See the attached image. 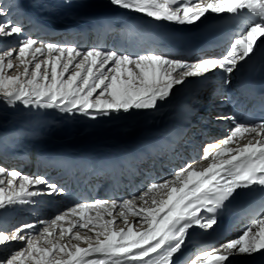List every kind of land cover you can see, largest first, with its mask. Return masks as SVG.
I'll return each mask as SVG.
<instances>
[{"label": "snow or ice", "instance_id": "snow-or-ice-1", "mask_svg": "<svg viewBox=\"0 0 264 264\" xmlns=\"http://www.w3.org/2000/svg\"><path fill=\"white\" fill-rule=\"evenodd\" d=\"M108 3L117 15L143 17L149 26H193L209 14H227L243 17L244 27L219 55L177 56L151 46L85 50L27 34L25 25L12 17L15 8L23 7L20 0H0V40H14L10 47H0V102L94 120L156 110L191 80L208 81L220 72L223 85H231L239 65L264 51V0ZM216 119L232 122L225 138L204 144L197 162L148 182L138 194L78 200L54 218L11 230L0 227V250L6 252L0 254V264H246L238 258L264 257V118L241 120L232 113ZM257 186L260 212L238 235L180 259L191 231H213L241 190ZM65 193L47 176L0 166V212L33 205L43 194ZM14 243L20 246L12 247Z\"/></svg>", "mask_w": 264, "mask_h": 264}, {"label": "bare ground", "instance_id": "bare-ground-1", "mask_svg": "<svg viewBox=\"0 0 264 264\" xmlns=\"http://www.w3.org/2000/svg\"><path fill=\"white\" fill-rule=\"evenodd\" d=\"M20 4L23 7L15 8L12 17L25 25L27 34L43 41L73 43L85 50L90 47L139 50L151 46L177 56H211L222 54L233 40L215 50L202 52L190 48L176 50L165 38L167 33L178 36L192 33L226 14H209L193 26H149L143 17L117 15L118 10L108 0H20ZM147 26L156 27V30L150 31ZM86 27L107 31L106 44L103 45L99 37L84 43L83 39L74 38L76 31ZM243 27L244 23L237 26L239 31ZM46 31H53L55 35L45 36ZM13 43L11 39L0 40V47H10ZM243 64L232 75V83L227 87L222 83V73L217 72L208 81L191 80L187 86L177 88L156 110H133L95 120L82 115H61L57 110L25 108L20 104L8 107L0 102V166L9 170L16 168L30 176H47L66 189L62 196L43 194L35 198L37 203L33 205L0 212V227L11 230L25 222L51 219L74 201L100 198L95 181H87L85 176L98 175L100 168L111 166L113 162L123 167L129 165L133 184L122 178L123 182L114 188L112 195L101 199L128 198L138 194L148 182L169 177L189 161L197 162L203 156L202 146L222 140L233 126L230 120H217L216 117L235 113L240 118L242 115L244 103L238 98V83ZM188 114H194V118L199 115V124L190 125L189 132L180 142L163 148ZM153 158L159 169L152 164ZM118 173L124 176L123 169ZM40 188L46 193L45 186ZM252 219L241 222L219 220L213 231H191L180 259H189L207 248L208 240L234 238ZM204 245L206 247L202 249ZM19 246L18 243L12 245ZM0 254L6 252L0 250Z\"/></svg>", "mask_w": 264, "mask_h": 264}, {"label": "rangeland", "instance_id": "rangeland-1", "mask_svg": "<svg viewBox=\"0 0 264 264\" xmlns=\"http://www.w3.org/2000/svg\"><path fill=\"white\" fill-rule=\"evenodd\" d=\"M221 241V239H217L216 243L213 246L218 245Z\"/></svg>", "mask_w": 264, "mask_h": 264}]
</instances>
